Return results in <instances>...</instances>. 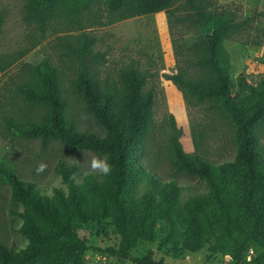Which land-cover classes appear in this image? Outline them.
Segmentation results:
<instances>
[{"label":"trees","instance_id":"16d2710c","mask_svg":"<svg viewBox=\"0 0 264 264\" xmlns=\"http://www.w3.org/2000/svg\"><path fill=\"white\" fill-rule=\"evenodd\" d=\"M100 5L105 14L99 20L105 26L168 12L177 6L183 12L178 17L183 24L211 28V33L196 43L201 51L197 64L207 71V78L194 81L177 74L169 79L187 99L209 101L222 110L234 126L235 159L215 164L200 156H189L172 117L175 169L205 181L208 188L206 194L183 200L182 187L175 180L159 179L139 158L151 129L154 107L153 93L144 92L145 76L135 70L123 71L118 93L103 91L90 68L98 62V55L93 53L97 39L74 35L75 44H66L79 64L73 87L105 135L81 132L67 118L61 75L48 60L22 67L16 94L27 110L7 117L4 123L8 130L26 139L43 144L55 140L71 150L107 156L112 171L108 176L87 175L79 184L75 179L79 167L61 162L56 170L67 185V192L58 188L49 196L36 183L20 178L14 167L0 157V178L10 185L12 201L24 206V211L16 214L23 220L19 232L29 241L20 251L0 242V264L78 262L77 255L88 249L87 241L78 236L79 228L107 219L116 226L120 241L104 253L132 264H165L163 259L155 258L152 249L142 257L132 256L138 244L155 241L161 223L168 226V237L177 229L185 231L190 238L184 246L196 253L203 247V235L211 232L217 222L221 235L233 246L230 254L235 264H242L250 246L261 250L255 262L264 260V148L260 137L264 125V82L254 86L240 76L237 89L248 97L243 103L235 101L230 57L224 46L245 23L211 10L208 0H27L24 21L35 26L43 37L55 22L70 31H82L94 10L102 8ZM3 26L0 13V34ZM22 56L0 57V72ZM34 109L43 111L39 122L30 114ZM212 249L218 252L222 246L214 245Z\"/></svg>","mask_w":264,"mask_h":264},{"label":"rangeland","instance_id":"374dc122","mask_svg":"<svg viewBox=\"0 0 264 264\" xmlns=\"http://www.w3.org/2000/svg\"><path fill=\"white\" fill-rule=\"evenodd\" d=\"M208 1L211 10L222 12L235 22L245 23L224 43L230 57V76L234 81L232 95L235 101L243 103L248 95L238 91L237 79L243 76L254 86L264 82V0ZM26 2L0 0V13L4 17L0 57L16 59L23 55L5 72H0V157L14 167L20 178L36 183L49 196L58 188L67 192V185L56 170L61 162L79 167L75 176L79 184L87 175L98 176L85 161L103 156L88 150H71L55 140L43 144L40 140L26 139L8 130L4 123L7 117L22 115L27 110L16 94L22 67L26 64L36 66L48 60L61 75L67 118L81 132L105 135L103 127L86 111L74 90L79 64L66 47L67 43L75 44L74 35H88L97 39L93 53L98 55V62L90 68L103 91L118 93L122 72L135 70L146 78L144 92L154 95L152 125L139 155L142 164L163 181L175 180L182 187L183 200L206 194L205 181L177 171L173 165L171 139L174 129L181 132L180 142L186 154L220 164L235 159L234 126L211 102L187 99L169 77L182 74L194 81L207 78V71L197 64L201 51L196 43L201 36L210 34L211 28L183 24L178 18L183 12L177 6L168 12L105 26L99 20L100 15L105 14L104 6L100 5L102 8L94 10L84 30L70 31L55 22L43 37L35 26L24 21ZM30 114L34 121L42 120L41 109L31 110ZM260 137L264 148V125L260 128ZM41 165L43 169L38 171ZM16 211L23 212L24 206L12 201L10 185L0 178V242L20 251L28 246L29 241L19 232L23 220ZM217 219H220L219 215ZM168 232V226L161 223L155 241L138 244L132 256L142 257L152 249L155 258L163 259L165 264H235L230 254L233 246L223 238L217 222L211 232L203 235V247L196 253L185 248V241L190 238L185 231L177 229L170 237ZM78 236L87 241L88 249L77 255L78 262L69 264H132L104 253L106 248L117 246L120 241L111 219L82 225ZM214 245L222 246V250L213 252ZM260 252L250 246L241 263L264 264V260H254Z\"/></svg>","mask_w":264,"mask_h":264},{"label":"clouds","instance_id":"9594fccd","mask_svg":"<svg viewBox=\"0 0 264 264\" xmlns=\"http://www.w3.org/2000/svg\"><path fill=\"white\" fill-rule=\"evenodd\" d=\"M86 163H88L90 169L97 173L98 175H102V176H108L110 175L111 171H112V166L111 164L108 162V157L105 156L103 158L100 157H93L90 161H85ZM43 169V165L40 166L39 170Z\"/></svg>","mask_w":264,"mask_h":264}]
</instances>
